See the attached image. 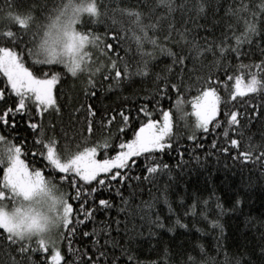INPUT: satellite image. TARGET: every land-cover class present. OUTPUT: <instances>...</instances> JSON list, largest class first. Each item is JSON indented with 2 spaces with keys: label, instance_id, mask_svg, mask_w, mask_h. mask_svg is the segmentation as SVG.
Masks as SVG:
<instances>
[{
  "label": "trees",
  "instance_id": "1",
  "mask_svg": "<svg viewBox=\"0 0 264 264\" xmlns=\"http://www.w3.org/2000/svg\"><path fill=\"white\" fill-rule=\"evenodd\" d=\"M67 2L0 0V16L9 10L10 4L15 14L32 17L26 26L0 19V47L16 51L35 74L41 63L37 55H29V50L39 42L40 26L47 25L49 18L56 14L55 10ZM95 2L100 14L82 13L76 29L89 37L99 38L91 44L98 52L96 63L89 71L78 72L76 76L67 72L63 64L43 66L45 73L50 69L58 74L53 96L59 115L50 109L36 116L35 105L28 100L23 111H9L5 115V109H14L15 104L0 101V115H5L0 121L2 136L21 148L20 158L30 170L39 168L46 178L57 183L72 205L69 224L60 230L63 234L58 243L63 257L60 264H112L113 259L116 264H129L128 255L134 257L131 264H152L153 261L164 264L165 249L168 264H187L189 256L194 258V264H236L237 259L240 264H264V158L257 159L264 146V91L246 93L227 101L228 108L242 114L238 116L241 125L231 126L227 138L222 126L226 123L223 113L227 110L223 107L225 93L222 87L219 89L222 99L215 118L220 123L214 125L210 121L207 129L202 128L193 135L194 139L188 138L176 112L177 104L189 108L193 98L199 95L201 85L197 77L207 75L209 69L206 66L214 60L218 59L220 63L211 71L221 79H227V73L233 77V83L235 75L246 78L248 72L257 71L255 67L241 69L238 66L264 61L261 51L264 49V22L259 20L260 33L252 37L251 46L248 42L240 45L242 55L239 57L235 52L221 55L216 49L215 56L210 51L204 52L195 56L194 61L195 52L190 48L192 43L203 49L209 45L214 47L225 40V33L226 43L235 45L233 33L239 35L244 25L243 20L237 21L228 9L244 3L255 6L260 0H200L204 4L200 13H197V0H174L176 8L171 13L157 5L156 0ZM181 4L184 5L182 10ZM125 8L142 12L145 25L156 23L157 17H161L158 28H148L147 32L148 37L156 36L157 44L163 48L153 46L147 38L142 39V47H138L135 36L141 33L129 17L119 11ZM168 23L173 24V31L171 39L165 42L163 37L168 34ZM229 24L232 30L228 29ZM8 30L15 34L14 37L3 35ZM177 31L185 33L186 38L181 40ZM109 44L111 48L107 47ZM164 49L185 56L182 77L179 75L181 66L175 64L173 56ZM113 59L117 60L121 70L127 64L133 74L119 83L114 82V72L108 74V64ZM194 64L196 71L190 72ZM202 64L205 67L201 72ZM97 67L100 71L93 74L92 70ZM144 67V74H136L138 68ZM89 78L93 79L95 87L88 86L86 91L84 85ZM172 83L178 87L173 89ZM0 88L8 89L2 73ZM5 95L18 99L10 90ZM142 108L150 115L146 116ZM167 110L172 111L174 118L168 137L170 143L162 150H153L150 159L144 154L131 158L135 164L120 171L133 179L117 177L109 184L107 174L101 173L100 176L106 178L102 188L95 181H80L71 173L60 174L65 175L61 181L57 171L40 158V126L44 127L43 140L56 139L61 155L95 146L109 137L107 153L103 147L97 150L96 158L103 159L105 153L108 157L115 155L121 142L132 139L142 122L146 123L148 118L158 119ZM121 112L129 117L127 122L123 121ZM89 122L91 133L88 132ZM32 123H37L38 127L33 129ZM230 139H237V146L231 145ZM246 144L257 145L251 160L238 155V152L246 151ZM152 160L166 164L168 168L158 169L151 178L145 179L146 165ZM2 176L3 165H0V178ZM82 185L89 190L96 187L97 192L88 196L82 191L81 197L73 199L76 188ZM117 189L120 195H117ZM100 199L109 201L111 207H97ZM81 204L93 209L87 218L85 212L80 211ZM157 217L162 228L156 223ZM78 220L81 223H77ZM84 232L89 235L84 236ZM6 236L0 229V264H11L12 259L21 264H52L48 260L52 255L51 246L39 250L36 239H32L28 252L21 256L16 251L20 244L9 245ZM106 240L109 243L105 244ZM33 248L37 250L32 251ZM102 252L106 254L101 255Z\"/></svg>",
  "mask_w": 264,
  "mask_h": 264
},
{
  "label": "snow or ice",
  "instance_id": "2",
  "mask_svg": "<svg viewBox=\"0 0 264 264\" xmlns=\"http://www.w3.org/2000/svg\"><path fill=\"white\" fill-rule=\"evenodd\" d=\"M157 5L160 7L167 8L168 13L175 10L176 5L174 0H156ZM181 10L184 5L179 6ZM197 13H200L204 9V4L197 0ZM8 11L4 12L0 19L15 22L20 26H26L32 21L30 14H15L12 11V7L9 4ZM119 11L127 15L131 22L135 24L141 33V35L135 36L138 47H142L141 41L144 38L150 40L153 46H159L163 48V45L157 44L156 36L148 37L147 29L151 28L156 30L159 26V21L161 17H157L156 23H149L145 25L142 23V12L135 9H119ZM232 16L237 20H243V31L236 35L233 33V38L235 40V45L229 46L226 43L227 34L225 33V40L214 47L209 45L207 49H203L200 45L192 43L190 51L195 52L193 60L195 61V56H199L204 52H212L216 55V49H218L221 55H227L229 52H235L236 56L242 55L240 45L244 42H248L251 46L252 37L260 33L257 21L264 22V0H260L258 5L252 6L248 3H244L235 9H228ZM56 14L49 18L47 25H41L42 35L39 38L38 44L35 45L34 49L29 50V55H37L39 57V63L41 67L30 71L28 67L25 66L21 55H18L10 47H0V73L6 78V84L8 89L0 88V101L15 104V108L5 109V115L7 112H19L23 111L26 107V100L32 101L35 105V115L41 116L45 114L47 110H53L57 115H59V108L56 107V100L53 96V86L57 83L58 74L51 72L45 73L43 71V66L50 63L63 64L67 69V72L71 73L72 76H76L78 72L89 71V65L87 63L90 59V53L85 51V46L88 43L95 44L99 39L96 36H87L81 32H78L74 25L76 24L78 18L82 13H88L91 16H98L100 14L97 3L95 0H79V2H73V0H68L64 3L62 7L55 10ZM228 29L232 30V25H228ZM168 34L164 35L163 39L165 42L171 39V33L173 31V24L168 23L167 25ZM180 39L186 38L185 33L177 31ZM3 35L12 38L14 33L8 30L3 33ZM178 44L179 41H176ZM111 48L112 45H107ZM168 51V54L173 56V62L181 66L180 76L184 75L183 66L185 61V56L172 53L170 49H164ZM264 54V49L261 50ZM246 54V53H245ZM148 55V53H145ZM220 61L214 60L210 65H207L209 71L207 75H200L197 77V81L200 83L199 95L193 98L192 108L194 110V115L196 117L195 128H205L207 129L209 121L213 124H218L220 121L215 119L218 114L219 106L222 97L219 95V89L222 87L224 89V104L223 107L227 109L224 113L225 125L224 135L227 138L229 135V130L233 125H241V121L238 119L239 115L237 111L228 108L227 101L229 99H234L237 96H244L246 93H257L258 91H264V61L257 63L255 65H244L241 64L238 67L249 68L255 67L256 72H248L246 78H242L241 75H235L234 83L233 77L228 76L227 79H221L218 75H215L211 69L212 67L218 66ZM205 65H201V72ZM108 74L114 72L112 77L113 81L119 83L123 79H127L132 75L129 71L127 64H124L121 70L117 60L113 59L110 64H108ZM93 74L99 72L100 68L97 67L92 70ZM190 72L196 71L195 64L193 68L189 70ZM146 72V67L138 68L136 74H144ZM215 75V78H213ZM107 78V77H106ZM167 82V78H165ZM88 86L95 87L93 79L89 78L84 85L85 90H88ZM171 87L173 89L177 88L176 83H172ZM11 91L15 93V97L18 99H13L11 96H6V91ZM163 94V93H162ZM145 111V109H141ZM89 116L92 115L91 109L88 112ZM5 115H0V121L5 119ZM29 115L33 113L29 112ZM123 117V121L127 122L129 117L124 115L123 112L120 114ZM145 115L150 114L145 111ZM187 114H182L186 116ZM163 124L161 125L157 120L148 118L147 122H142L140 127L135 129L133 138L127 140L126 142H121L118 145L119 150L115 151V155L108 157V140L109 137H105L102 142H98L95 146L83 147L76 151L68 152L66 155H61L57 150V140L54 138H49L47 142L43 140L44 127L40 126L39 132L41 139L38 140V151L40 152V158L47 161L48 165L59 175V179L63 181L65 175L71 173L75 177H79L80 181L83 182H97L99 187H104L107 182L111 184L112 181L116 180L117 177L120 180L133 179V177H128L127 173H122L120 170L135 164L134 159L139 158L142 154L146 156V159H150V154L153 150H162L165 148V139L170 136L172 131L171 122L169 118V113L164 111L163 113ZM111 121L109 120V123ZM31 127L36 129L38 127L37 123H32ZM91 122H89L88 132L91 133ZM232 131H236L232 128ZM189 139H194L193 135H189ZM231 145L237 146V139H230L228 141ZM103 147L106 150L105 157L103 159H97L96 154L98 148ZM246 151L238 152V155L251 160L253 158V153L257 149V145H244ZM46 150V151H45ZM228 149L225 147L224 149ZM21 148L18 145H14L7 141L4 136H0V165H3V176L0 178V201H9L12 204L16 203L17 198L23 199L25 201L32 199L37 195L50 196L51 188L56 187L52 185L49 187L48 181L50 178H46L45 175L39 168L33 170L29 169V166L25 164V161L20 158ZM264 158V146H261V154L258 160ZM168 168V165L159 163L152 160L151 163L146 165V172L144 174L145 179L151 178L152 174L156 173L158 169ZM115 169V171H112ZM107 174L106 178H102L100 174ZM138 179V178H137ZM72 184L75 185V179L72 180ZM86 193L91 196L92 193L97 192L96 187H81L76 188V193L73 199L81 197V192ZM64 196V193H62ZM117 195H120L119 189H117ZM55 200L54 197H50ZM127 203V200L124 201ZM239 203V201H237ZM108 208L111 207L110 202L105 199H100L98 201L97 207ZM219 206V205H218ZM17 212L21 209L17 208ZM80 211L85 212V218L92 213L93 209L91 207L86 208L84 204L80 205ZM72 212V205L63 199V226L67 227L69 224V214ZM27 215V214H25ZM81 223V221H77ZM119 223V222H117ZM156 223L159 227H163V224L159 222V217H157ZM0 229H3L7 234L6 240L9 245L20 244V247L16 251L23 256L28 252L30 248V242L32 239H21V228L20 224L13 220L2 207H0ZM171 230V229H170ZM95 234V233H94ZM60 238H63V234H58ZM69 235H72L71 230H69ZM84 236H88L87 232L83 233ZM36 243L39 250H47L48 246H51L52 255L48 257V260L52 264H60L63 259L58 248L57 238L52 240L37 239ZM71 243V241H69ZM109 241H105V244ZM33 248L32 251H36ZM203 251V249H201ZM99 251V249H97ZM264 252V249H262ZM106 253H101L105 255ZM167 249H165V260L164 264H168L167 261ZM30 259V257H29ZM129 264L134 260L132 255H128ZM11 264H21L20 261L15 259L11 260ZM86 264V262H85ZM112 264H116L115 259L112 260ZM152 264H156L155 261ZM187 264H194V258L189 256ZM204 264V262H202ZM236 264H240L239 259L236 260Z\"/></svg>",
  "mask_w": 264,
  "mask_h": 264
},
{
  "label": "clouds",
  "instance_id": "3",
  "mask_svg": "<svg viewBox=\"0 0 264 264\" xmlns=\"http://www.w3.org/2000/svg\"><path fill=\"white\" fill-rule=\"evenodd\" d=\"M49 187L55 185L50 179ZM63 192L56 186L51 188L50 196L37 195L30 200L17 198L16 203L0 201V207L20 224L21 239L57 238L63 225ZM50 197H54L55 200ZM21 209L17 212L16 209ZM27 214V215H25Z\"/></svg>",
  "mask_w": 264,
  "mask_h": 264
},
{
  "label": "rangeland",
  "instance_id": "4",
  "mask_svg": "<svg viewBox=\"0 0 264 264\" xmlns=\"http://www.w3.org/2000/svg\"><path fill=\"white\" fill-rule=\"evenodd\" d=\"M74 27L76 29V24L74 25ZM91 44L92 43H88L85 46V51L90 53V59H88V61H87L88 65H89V68L96 63V59H98V57H99L98 56V52L96 51V47L95 46L92 47ZM192 102L190 103L189 108L183 106L182 104H177V106H176L177 116L179 117L180 121L182 122V125H183L185 131L188 133V135H195L200 129H202V128H195L196 117L194 115V110L192 108ZM167 112L169 113V118H170V122H171V128L173 129V120H174L173 113H172L171 110H167ZM182 114H187V115L183 116V118H181ZM154 120H157L162 125L163 122H164L163 121V114H162V116L160 118L154 119ZM0 136H2L1 131H0ZM164 143L165 144L170 143V141H168V137H166ZM54 184L61 190L60 186H58L57 183H54ZM64 199H65V196H64ZM62 227H63V225H62ZM61 228H60V230H61ZM60 230H59V233H60ZM57 240H58V243H59V235L57 236ZM48 247H50V245ZM59 251H60V249H59Z\"/></svg>",
  "mask_w": 264,
  "mask_h": 264
}]
</instances>
